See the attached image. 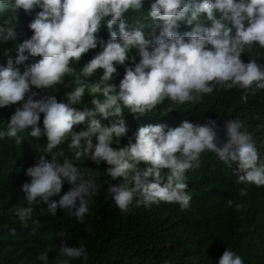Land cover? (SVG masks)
<instances>
[{
  "label": "clouds",
  "instance_id": "1",
  "mask_svg": "<svg viewBox=\"0 0 264 264\" xmlns=\"http://www.w3.org/2000/svg\"><path fill=\"white\" fill-rule=\"evenodd\" d=\"M144 2L150 4L147 10ZM36 8L40 11L28 24L32 35L16 44L14 58L8 54L11 50H5L7 62L0 67V107L20 104L0 138H18V133L30 129L31 137H46L44 153L51 155V159L40 155L25 169L30 180L21 184V191L28 206L15 210L23 224L31 219L33 205L41 202L51 215L67 209L80 222L90 213L98 174L94 169L82 171L74 160L65 158L59 146L69 139V148L77 150L75 160L103 161L110 165L106 171L113 180L122 178L107 191L124 213L133 202L137 207L165 202L188 209L192 197L185 172L199 167L204 152L215 153L216 166L224 163L234 168L240 196L247 195L243 188L247 183L264 186V159L260 160L252 133L242 121L225 120L226 140L221 141L220 125L210 117L204 124L183 120L175 127L148 123L131 136L122 118L124 109L139 117L165 100L194 104L217 87L242 89L243 103L250 93L264 90V0H0V43L17 39L14 22L19 10L31 15ZM130 13L136 16L129 19ZM102 25L109 31L106 41L97 35ZM181 25L189 30L181 32ZM98 45L102 51L77 75L72 62ZM29 56L40 59L21 71L18 65ZM116 65L124 66L118 86L111 82ZM97 69H103V75L88 88L81 77H90ZM60 84L70 88L64 100L33 91L54 92ZM86 90L93 97L92 107L81 109ZM97 115L116 119L105 126ZM78 125L84 127L77 130ZM122 137H127V144L111 146L114 138L118 144ZM65 181L70 188L61 194ZM9 231L15 233V229ZM60 253L71 259L86 260L88 255L84 245L63 242ZM39 259L46 261L48 256L41 253ZM62 264H68L67 260ZM218 264L244 261L225 249Z\"/></svg>",
  "mask_w": 264,
  "mask_h": 264
},
{
  "label": "trees",
  "instance_id": "2",
  "mask_svg": "<svg viewBox=\"0 0 264 264\" xmlns=\"http://www.w3.org/2000/svg\"><path fill=\"white\" fill-rule=\"evenodd\" d=\"M149 6L144 2L143 9L147 10ZM37 11L40 9L36 8L31 15H27L21 9L16 19L9 14L10 19H15L17 39L0 43V67L7 62L5 50H11L8 54L14 58L16 44L32 35L28 24ZM135 16L136 13H130L129 19ZM2 19L0 17V22ZM113 30L118 32V25H114ZM187 30V26L181 25V32ZM97 35L106 41L109 37L107 27L102 25ZM100 51L102 49L98 45L83 54L80 60L73 61L76 74L79 75L84 65ZM131 54L135 55V50ZM39 59V56H29L18 67L23 71ZM241 59L244 60L243 56ZM136 61H139L138 56ZM116 68L117 72L113 74L111 82L118 86L124 74V66L116 65ZM102 75L103 69H97L92 76L81 78L90 88L91 83ZM70 79L66 78V82H70ZM53 90L33 88V91L41 94L55 95L58 101L65 99V93L70 88L60 84ZM242 92L237 87H217L213 93L205 95L194 104L178 105L165 100L157 109L139 117L124 109L122 118L129 129L128 136H131L139 126L148 123L163 122L175 127L183 120L204 124L210 117L220 125L218 135L221 141L226 140L223 122L239 120L252 133L262 160L264 90H257L255 95L250 93L247 103L240 101ZM96 95L102 98V94ZM92 98L86 90L82 105L78 107H92ZM19 106L17 103L0 107V131H7L9 118ZM95 118L100 119L105 126L116 119H104L99 115ZM75 127L78 130L84 125ZM29 131L18 133V138L6 135L0 138V264H62L65 260L68 264H218L225 249L240 255L244 264H264V186L247 183L243 187L247 189V195L240 196L242 188H237L234 183V168L224 163L216 166L214 162L218 158L211 152L202 153L199 167L185 172L187 191L192 197V205L188 209L182 210L179 204L165 202L137 207L133 202L129 211L124 213L107 191L110 184L123 182L122 178L113 180L106 171L110 165L103 161L96 164L88 157L75 160L77 150L69 148V139L59 146L65 158L74 160V165L82 171L94 169L98 174V190L92 198L90 213L80 222L67 209H58L55 215H51L46 204L41 202L33 205L31 219L26 225L23 224L15 215V210L28 206L25 194L21 191V184L30 180L25 175V169L34 164L40 155L51 159L50 154L44 153L46 137H31ZM92 139L95 144V137ZM127 142V137H122L117 144L114 138L111 146L115 148ZM63 158H59L61 162ZM69 188L70 185L65 181L61 194ZM228 200L232 201L231 205L227 203ZM10 229H15V233H11ZM62 242L67 246L84 245L87 259L63 256L60 253ZM41 253L47 254L46 261L39 259Z\"/></svg>",
  "mask_w": 264,
  "mask_h": 264
}]
</instances>
